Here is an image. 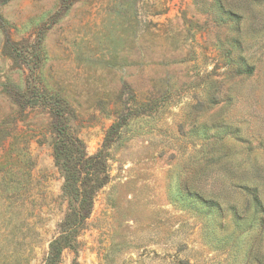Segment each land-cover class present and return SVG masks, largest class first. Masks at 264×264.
<instances>
[{
	"label": "rangeland",
	"instance_id": "obj_1",
	"mask_svg": "<svg viewBox=\"0 0 264 264\" xmlns=\"http://www.w3.org/2000/svg\"><path fill=\"white\" fill-rule=\"evenodd\" d=\"M0 264H264V0H0Z\"/></svg>",
	"mask_w": 264,
	"mask_h": 264
}]
</instances>
